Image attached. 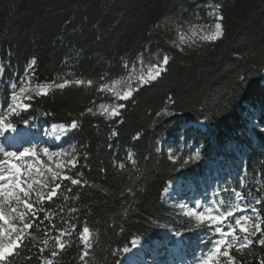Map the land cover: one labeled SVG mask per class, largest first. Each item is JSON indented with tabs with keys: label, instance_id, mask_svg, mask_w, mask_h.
<instances>
[{
	"label": "trees",
	"instance_id": "1",
	"mask_svg": "<svg viewBox=\"0 0 264 264\" xmlns=\"http://www.w3.org/2000/svg\"><path fill=\"white\" fill-rule=\"evenodd\" d=\"M212 6L219 38L179 41L208 24ZM162 60L127 100L105 91ZM263 77L264 0H0V123L71 128L57 146L61 169L38 151L45 191L27 190L19 219L2 206L18 247L0 264H117L134 239L192 237L199 226L161 196L178 178L198 192L213 167L227 222L252 211L214 263L264 264ZM21 93L26 108L15 110ZM116 103L118 116L102 114ZM10 157L0 144V164Z\"/></svg>",
	"mask_w": 264,
	"mask_h": 264
},
{
	"label": "rangeland",
	"instance_id": "2",
	"mask_svg": "<svg viewBox=\"0 0 264 264\" xmlns=\"http://www.w3.org/2000/svg\"><path fill=\"white\" fill-rule=\"evenodd\" d=\"M207 16L209 18L208 24L204 26L196 25L187 31L180 32L179 41H214L219 38L220 18L217 13V8L212 6L208 11ZM164 65V60H162L159 65L153 66L147 65L141 61L139 62L136 69L132 68L125 78L111 84L110 86H107L105 91L108 92V94H111L118 101L127 100L138 87L155 81L163 72ZM44 93L45 89L38 90L39 95ZM25 100L26 98L22 93L18 94L15 98H13V109L16 110L18 108H26L24 104ZM120 109L121 107L116 103L102 107L101 111L102 114L110 118L118 116ZM254 116H256V114H254ZM250 121L252 125L248 126L247 130L245 131V135L250 140H253L254 136L252 134V128L256 123L252 119ZM194 126L201 128L199 125ZM6 128L7 127H2L0 130L1 137L3 130L9 132L11 135L13 134L15 138H20L21 136L26 135L25 129L23 127L13 132L8 131L10 128L5 130ZM65 131H68V128H66ZM66 133L61 131V134L59 133L60 138ZM4 136L5 135L3 134V138ZM33 136L34 137L29 138L28 142H25L26 144H22V146L16 150L8 149L5 146L6 152H10L12 155L10 160L5 164V167L0 169V212L3 214L2 206L9 205L11 213H13L17 219L22 216L25 208H28L29 206L27 199L25 198L27 190L31 189L32 187H36L40 189V193L45 191L46 185L44 183L43 176L44 163L42 159H45V162L50 167L56 169H61L64 161V155H62L57 148L60 140H56L54 137L49 136L48 130L44 129L42 132H39ZM4 143H7L6 140ZM37 148H39L40 154L43 156L42 159H40L38 156ZM166 151L171 153L169 146L167 147ZM198 151V149L193 148L188 150L186 153L196 155ZM55 189L56 188L52 189V192ZM172 189L173 191H171ZM52 192H49V196L52 195ZM178 192L181 193L179 197L177 196ZM163 202L174 209L181 216L194 221L195 224L209 222L216 227V230H219L220 228V231L222 230L221 227L224 228L226 226L224 223L227 220L226 213L217 211V209L211 203H205L204 198L201 196L195 198L194 196L191 197V195H188L187 198L182 197V191H179V187L175 184L167 185L164 192ZM248 215L251 216V213L244 211L232 213L234 229H237L240 231V233L245 234L246 230L252 225L250 220L251 217H247ZM1 217L2 216L0 215V255L4 254L12 246H14L9 254L0 259L3 260L4 258L8 257L15 248L18 247V243L13 237V230L9 222L5 218ZM225 228H229V225ZM229 231V229H224L223 232L226 233H222L223 235H218L214 242L215 246L213 250H209L194 258L189 257V260L185 261L183 264H211L215 255L218 254L217 251L220 249V247L232 237V234H230ZM138 248L139 244L135 251ZM131 253H133V251ZM131 253L126 254L125 252L124 256L130 257Z\"/></svg>",
	"mask_w": 264,
	"mask_h": 264
},
{
	"label": "bare ground",
	"instance_id": "3",
	"mask_svg": "<svg viewBox=\"0 0 264 264\" xmlns=\"http://www.w3.org/2000/svg\"><path fill=\"white\" fill-rule=\"evenodd\" d=\"M219 32V31H218ZM61 131L64 133V132H66L65 131V127H63V126H59L56 130H55V132L59 135V133L61 134ZM5 136H4V138H3V134H2V139L5 141L6 140V144H7V146L8 147H16L24 138V135L23 136H21L20 138H15L14 137V135L12 134H10L9 132H7V131H4V132H2ZM23 138V139H22ZM138 246V244L135 242V241H133L132 243H131V246H130V248L126 251V254H129V253H131L132 251L134 252L135 251V249H136V247ZM13 247L14 246H12L7 252H5L4 254H2V255H0V259H2L5 255H7V254H9L10 252H11V250L13 249Z\"/></svg>",
	"mask_w": 264,
	"mask_h": 264
}]
</instances>
